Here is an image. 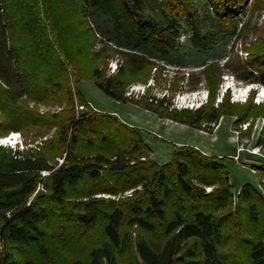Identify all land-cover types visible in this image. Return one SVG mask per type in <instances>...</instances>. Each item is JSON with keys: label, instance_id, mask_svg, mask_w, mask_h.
I'll return each instance as SVG.
<instances>
[{"label": "trees", "instance_id": "obj_1", "mask_svg": "<svg viewBox=\"0 0 264 264\" xmlns=\"http://www.w3.org/2000/svg\"><path fill=\"white\" fill-rule=\"evenodd\" d=\"M262 5L206 0L203 10L197 0H0V137L21 131L36 140L54 129L37 147L0 144V264H83V255L90 264H264V166L256 169L261 190L246 182L236 192L227 157L175 144L172 158L159 163L141 130L91 108L78 87L91 80L117 101L207 132L226 115L237 117L235 125L264 115V100L253 102V95L241 105L224 94L215 104L222 70L216 61L187 78L195 90L204 76L209 92L195 108L173 100L185 76L168 81L163 95L149 86L136 97L131 88L156 82L165 68L156 58L177 48L182 28L194 46L206 47L218 32L237 34L240 13ZM101 16L111 27L101 26ZM116 53L122 62L108 73ZM246 66L238 76L264 86V28ZM77 102L88 105L79 111ZM56 104L59 110L40 111ZM97 226L104 237L76 252ZM133 250L139 263H122Z\"/></svg>", "mask_w": 264, "mask_h": 264}, {"label": "rangeland", "instance_id": "obj_2", "mask_svg": "<svg viewBox=\"0 0 264 264\" xmlns=\"http://www.w3.org/2000/svg\"><path fill=\"white\" fill-rule=\"evenodd\" d=\"M197 2L199 7L204 10L203 6L206 0H197ZM251 6L246 9L245 13H240L237 34L226 36L218 32L206 47L194 46L190 40L189 32L183 26L184 28L181 29V35L177 41V48L170 53L168 58H156L158 63L165 66L160 74L161 77L159 74V76L157 75L159 82H157L158 79L156 77V82L153 79H149L146 84H134L131 88H134V92L137 94L136 97L143 95L149 86L152 88V93L163 95L166 90L164 86L168 84V81L172 78L179 79L185 76V80L180 82L185 84L184 90H182L183 92H177L173 100L177 107L188 106L195 108L209 100V92L205 87L204 76L199 83L200 87L195 90L190 89V83H187V78H191L194 74L200 76V72L204 67L202 65L203 63L216 61L222 70L215 104L223 98L224 94H229V100L231 102L241 105L247 102L252 95L253 102L259 103L263 101L264 97L260 98L259 95L264 87L259 83L246 81L243 77L238 76V74L240 75V73H246L250 70L246 66L250 48L257 39L258 34L264 28V5L257 6L254 11H251ZM149 11L158 20L163 23L165 22L160 10L154 3L150 4ZM99 22L103 27H111V23L104 16L99 17ZM243 24L244 26L246 25L245 29H241ZM101 46L102 42L99 41L95 49H99ZM114 56L108 63V73H113L111 68L112 64H115L116 61L117 64L122 62V58L118 53ZM154 71L155 69L153 73ZM78 87L85 102L91 108L98 111L115 113L126 123L141 130L145 141H148L147 143L152 148L151 156L155 157L153 155L155 150L158 157L154 159L159 163H163V160L169 161L172 158L171 155L175 143L186 140L184 144L198 147V149L200 147L204 153L207 152L205 154L227 157L231 181L234 184L236 192L246 182L253 184L259 190L262 189L259 182V173L256 169L264 166V115L251 116L245 122H240L236 125L235 120L237 117L226 115L221 117L218 127L213 132H204V130L200 131V129L186 124L167 118H160L157 114L136 104L117 101L107 96L91 80H82ZM33 104L31 103V105ZM88 104L83 105L77 102L76 108L79 111H84ZM39 107L41 112L60 109L57 104L48 106L40 105ZM53 131L54 129L47 133L46 136L39 137L36 140H31V136L26 137L21 131H11L7 136L0 137V141L3 138L5 139L8 136L15 135L9 141L10 143L8 142L5 146L23 150L41 145L42 141L49 138ZM158 148L165 151L168 148V157L161 156L158 153ZM131 232L133 238H135L136 231L132 230ZM103 237L104 230L101 226L91 229L80 240V243L85 246L76 252L84 253L87 247L97 245L98 240ZM82 257L85 258V255ZM83 258V264H90L88 259ZM119 259L123 261H121L122 263L126 260H133L138 263L140 261L134 250Z\"/></svg>", "mask_w": 264, "mask_h": 264}, {"label": "crops", "instance_id": "obj_3", "mask_svg": "<svg viewBox=\"0 0 264 264\" xmlns=\"http://www.w3.org/2000/svg\"><path fill=\"white\" fill-rule=\"evenodd\" d=\"M218 127V125L216 126V128ZM215 128V129H216ZM200 131H202V130H200ZM205 132V131H204ZM186 140H183L182 142H176L175 144L176 145H181V144H184V143H186L185 142ZM148 142V141H147ZM192 144V143H191ZM194 144V143H193ZM198 146V145H197ZM198 148V147H197ZM199 149L200 150H202V148H200L199 147ZM203 151V150H202ZM171 153H172V151H170ZM204 152V151H203ZM158 153L162 156V155H164V156H166V157H168V155H169V149L167 148V150L165 151V150H163V149H159L158 148ZM205 153H207V152H205ZM153 155L155 156L154 158H156V157H158V154H157V152L154 150V153H153ZM233 155V154H232ZM172 156V155H171ZM170 156V157H171ZM161 161V160H160ZM168 160H163L162 162L163 163H165V162H167Z\"/></svg>", "mask_w": 264, "mask_h": 264}, {"label": "built area", "instance_id": "obj_4", "mask_svg": "<svg viewBox=\"0 0 264 264\" xmlns=\"http://www.w3.org/2000/svg\"><path fill=\"white\" fill-rule=\"evenodd\" d=\"M116 61V60H115ZM111 68H112V70H113V72H115L116 70H117V68H118V64H117V61H116V63L115 64H112V66H111ZM132 89H134V88H132ZM10 136H8V137H6V138H9ZM5 138V139H6ZM4 138L2 139V141H0V144H3V145H5V144H7V141L5 140Z\"/></svg>", "mask_w": 264, "mask_h": 264}, {"label": "bare ground", "instance_id": "obj_5", "mask_svg": "<svg viewBox=\"0 0 264 264\" xmlns=\"http://www.w3.org/2000/svg\"><path fill=\"white\" fill-rule=\"evenodd\" d=\"M246 92V91H245ZM260 98L261 97H264V88L261 90V92H260ZM15 137V135H12V136H10L9 138H6L5 140L7 141V143L10 141V140H12L13 138ZM10 143V142H9Z\"/></svg>", "mask_w": 264, "mask_h": 264}, {"label": "clouds", "instance_id": "obj_6", "mask_svg": "<svg viewBox=\"0 0 264 264\" xmlns=\"http://www.w3.org/2000/svg\"><path fill=\"white\" fill-rule=\"evenodd\" d=\"M264 87V86H263Z\"/></svg>", "mask_w": 264, "mask_h": 264}]
</instances>
